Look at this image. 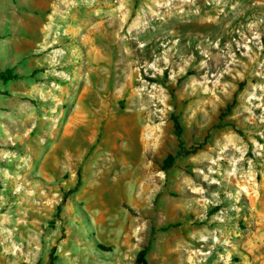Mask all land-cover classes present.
Listing matches in <instances>:
<instances>
[{
    "label": "rangeland",
    "instance_id": "rangeland-1",
    "mask_svg": "<svg viewBox=\"0 0 264 264\" xmlns=\"http://www.w3.org/2000/svg\"><path fill=\"white\" fill-rule=\"evenodd\" d=\"M60 10L0 137V264H140L148 247L147 264H264V0Z\"/></svg>",
    "mask_w": 264,
    "mask_h": 264
},
{
    "label": "crops",
    "instance_id": "crops-1",
    "mask_svg": "<svg viewBox=\"0 0 264 264\" xmlns=\"http://www.w3.org/2000/svg\"><path fill=\"white\" fill-rule=\"evenodd\" d=\"M87 0H0V73L13 70L18 79H0V137L24 112V97L38 92L42 75H32L48 62L42 53L53 40L55 16ZM60 10V11H59Z\"/></svg>",
    "mask_w": 264,
    "mask_h": 264
},
{
    "label": "trees",
    "instance_id": "trees-1",
    "mask_svg": "<svg viewBox=\"0 0 264 264\" xmlns=\"http://www.w3.org/2000/svg\"><path fill=\"white\" fill-rule=\"evenodd\" d=\"M38 73V71H35V74ZM32 77H34V74L32 75ZM19 76L17 74H15V72L13 70H7L5 72H2L0 73V79H18ZM233 108V106H229L228 108V112L231 111V109ZM224 115H227V114H224ZM174 121H175V129H176V135L179 139V142H180V146H181V152L180 154H182V152L185 150L184 148V141H183V129H182V126L180 125V122L177 118H174ZM176 157L174 156H170L167 158L166 160V165H167V168L169 167H172L175 162H176ZM81 185V179H80V176H79V181H78V184H77V187H79ZM62 207H58V213H60L62 211ZM150 250V247H148L147 249L143 250L139 257V262L140 264H147L146 260H145V255L149 252ZM49 264H54V259L51 260V262Z\"/></svg>",
    "mask_w": 264,
    "mask_h": 264
}]
</instances>
